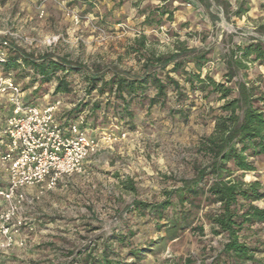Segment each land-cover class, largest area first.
<instances>
[{"label": "rangeland", "instance_id": "374dc122", "mask_svg": "<svg viewBox=\"0 0 264 264\" xmlns=\"http://www.w3.org/2000/svg\"><path fill=\"white\" fill-rule=\"evenodd\" d=\"M209 1L210 6L206 0H194L190 5L180 0H0V39L34 54L65 56L82 65L84 72L99 66L130 75L140 72L147 52L167 54L179 46L209 50V60L201 74L208 72L220 81L225 72L222 57L231 48L250 37L264 41L260 30L264 24V0H249L247 11L239 16L234 14L238 0H221L224 3L220 4ZM147 6L172 11V20L164 15L159 25L143 24L147 12L142 10H147ZM140 40L143 46L139 45ZM1 72L5 74L3 68ZM16 72L11 70L8 75L13 77ZM243 74L240 71L237 77L253 80L264 92L262 66L247 62ZM173 76L183 84L179 73ZM69 80L71 92L54 97L50 93L53 80L40 87L39 81L30 85V77L17 83L28 103L45 105L60 99L59 117H63V110L82 98L86 86L81 72L72 74ZM153 94L155 89L150 87L146 95ZM202 95L186 85L180 98L168 91L166 100L151 108L146 99L135 100L131 128L123 120L113 118L111 109L105 118L100 109L91 128L93 134L111 133L118 137L123 131L126 136L102 145L87 158L82 173L62 178L53 189L43 190L33 200L25 210L33 229H22L16 237L23 239V246L0 250V264H64L71 259L68 252L99 242L100 236L118 225L136 230L132 245L155 239L153 222L147 221L146 215L129 212V208L133 200H161L162 191L169 189L174 179L191 177L193 164L202 160L196 148L200 137L212 131V118L221 103L213 95L208 100ZM180 108L186 111V119L169 111ZM8 112L6 98L0 96V128ZM87 112L88 108L81 113L84 119ZM255 166L256 170L244 174L243 179H258L264 184V156L255 160ZM6 181V166L0 159V187ZM130 183L133 189L127 185ZM31 191L38 192L39 188ZM255 204L264 207V198ZM3 205L0 200V208ZM261 234L264 238V226ZM219 240V236L212 237L208 232L198 236L185 231L137 264H175L177 258H199L209 245L216 248ZM256 258L264 264V251L257 253Z\"/></svg>", "mask_w": 264, "mask_h": 264}, {"label": "trees", "instance_id": "16d2710c", "mask_svg": "<svg viewBox=\"0 0 264 264\" xmlns=\"http://www.w3.org/2000/svg\"><path fill=\"white\" fill-rule=\"evenodd\" d=\"M213 2L224 3L221 0ZM248 2L238 0L234 14L245 13ZM206 3L211 4L209 0ZM142 12H147L143 19L145 25L161 24L164 15L168 21L173 18L172 11L160 6H147V10ZM260 30L264 34V24ZM139 45L143 46L141 40ZM4 49L6 60L2 68L5 75L17 70L12 77L16 83L30 77L32 86L39 81L37 87L49 85L53 80L54 85L49 89L53 97L69 94L70 76L81 72L86 82L82 98L71 108L63 110L61 115L65 116L59 117L58 111L57 118L67 126L88 108L82 127L89 132L95 126L100 109L104 118L111 109L113 118L123 120L131 128L135 100L146 99L147 107L151 108L161 105L168 91L175 92L176 98H180L186 85L189 90L198 89L205 100L213 95L221 101L212 118V131L199 139L196 151L202 160L193 164L191 177L174 179L171 187L162 191L163 198L159 201L133 200L130 205L129 212L140 217L146 215L147 221L153 222L157 237L142 245H132L136 230L123 226L127 227L124 231L118 225L100 236L99 242H90L75 252H68L71 259L64 264H137L146 255L155 253L161 245L178 239L185 231L198 236H206L208 232L212 237L219 236L220 240L216 248L209 245L207 252L204 251L205 254L199 258L181 257L175 260V264H263L256 254L264 251L261 234L264 207L255 202L264 198V184L258 179L247 182L243 177L254 172L255 160L264 156V92L253 80L237 77L240 71L245 76L247 62L264 68L263 40L250 37L231 48L222 57L225 72L220 81L208 72L201 74L209 60V50L183 46L167 54L147 52L140 72L133 75L99 66L84 72L82 65L65 56L50 52L34 54L13 42ZM175 73L182 77L183 84L174 78ZM37 87L34 88L36 93ZM150 87H154L155 94L147 96ZM23 102L28 103L25 99ZM169 111L184 119L187 117L182 108ZM2 129L0 142L4 139ZM127 185L133 189L132 183ZM127 259L132 261L126 262Z\"/></svg>", "mask_w": 264, "mask_h": 264}, {"label": "built area", "instance_id": "2783aa9c", "mask_svg": "<svg viewBox=\"0 0 264 264\" xmlns=\"http://www.w3.org/2000/svg\"><path fill=\"white\" fill-rule=\"evenodd\" d=\"M8 44V40L0 39V96L6 98L9 106L1 132L4 139L0 142V159L7 175L6 185L0 187L4 204L0 208V250L24 245L23 239L16 237L22 229H33L25 210L43 190L53 189L64 177L82 173L87 158L102 145L126 136L123 131L118 137L89 132L82 127L83 114L63 125L57 118L60 99L45 105L24 103L25 94L19 84L1 72L6 60L4 47ZM34 188L39 191L32 192Z\"/></svg>", "mask_w": 264, "mask_h": 264}, {"label": "crops", "instance_id": "0c3cea01", "mask_svg": "<svg viewBox=\"0 0 264 264\" xmlns=\"http://www.w3.org/2000/svg\"><path fill=\"white\" fill-rule=\"evenodd\" d=\"M85 163H87V161Z\"/></svg>", "mask_w": 264, "mask_h": 264}]
</instances>
